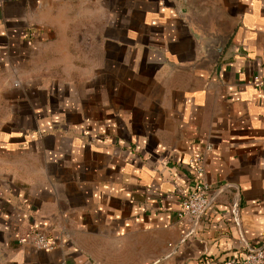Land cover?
Returning a JSON list of instances; mask_svg holds the SVG:
<instances>
[{
    "label": "crops",
    "instance_id": "0c3cea01",
    "mask_svg": "<svg viewBox=\"0 0 264 264\" xmlns=\"http://www.w3.org/2000/svg\"><path fill=\"white\" fill-rule=\"evenodd\" d=\"M0 105V264L264 246V0H0ZM207 145L215 199L180 222Z\"/></svg>",
    "mask_w": 264,
    "mask_h": 264
},
{
    "label": "built area",
    "instance_id": "2783aa9c",
    "mask_svg": "<svg viewBox=\"0 0 264 264\" xmlns=\"http://www.w3.org/2000/svg\"><path fill=\"white\" fill-rule=\"evenodd\" d=\"M207 145L204 151L194 154L189 160V168L194 178V188L191 192L181 193V208L177 214L180 222L194 224L203 214L209 204L215 199L210 186L204 180L203 161L205 153L210 151ZM20 245H28L37 250L52 251L55 248L52 240L39 230H32L18 240ZM222 264H264V246L248 247L243 255L231 256Z\"/></svg>",
    "mask_w": 264,
    "mask_h": 264
},
{
    "label": "rangeland",
    "instance_id": "374dc122",
    "mask_svg": "<svg viewBox=\"0 0 264 264\" xmlns=\"http://www.w3.org/2000/svg\"><path fill=\"white\" fill-rule=\"evenodd\" d=\"M2 107H3V106L0 105V124L3 122V118H4V116H5V113H2V112H1V108H2ZM0 170H1V166H0ZM8 179H9V178L2 176V175H1V172H0V187H1L2 185L7 184V183H8Z\"/></svg>",
    "mask_w": 264,
    "mask_h": 264
}]
</instances>
